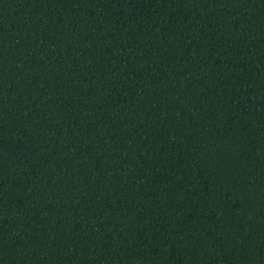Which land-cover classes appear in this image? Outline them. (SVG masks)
Instances as JSON below:
<instances>
[{
    "label": "trees",
    "instance_id": "trees-1",
    "mask_svg": "<svg viewBox=\"0 0 264 264\" xmlns=\"http://www.w3.org/2000/svg\"><path fill=\"white\" fill-rule=\"evenodd\" d=\"M0 264H264V0H0Z\"/></svg>",
    "mask_w": 264,
    "mask_h": 264
}]
</instances>
